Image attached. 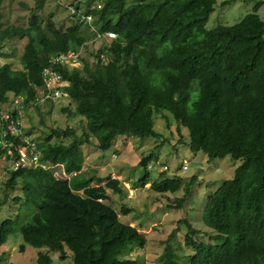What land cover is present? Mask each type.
<instances>
[{
	"label": "trees",
	"instance_id": "obj_1",
	"mask_svg": "<svg viewBox=\"0 0 264 264\" xmlns=\"http://www.w3.org/2000/svg\"><path fill=\"white\" fill-rule=\"evenodd\" d=\"M31 1L27 24L0 29V54L5 40L28 38L23 67L15 69L12 63L0 67V111L19 115L14 105L2 108L11 102L10 94L23 97L28 106L37 101L45 84L44 70L53 57L87 51L88 36L110 41L97 50L92 64L82 58V68L56 65L63 77L64 97L74 105V110L68 105L63 111L84 117L86 129L78 136L71 127L53 128L43 139H36L46 167H23L2 180L5 200L17 187L22 192L14 197L19 211L0 223V246L19 231L25 243L46 246L59 252L62 260L68 259L70 251L74 264H144L123 252L144 247L147 233L122 222L121 213L107 203L108 189L126 191L123 182L86 169L82 146L97 142V147L107 150L121 135L159 138L154 114L167 110L180 132L181 126L189 130L188 145L193 151H203L210 159L230 155L242 160L234 178L210 196L203 219L213 231L211 240H201L200 230L184 221L188 228L185 244L192 250L185 258L190 264H264V21L258 14L260 3L238 23L207 30L216 0H72L94 20L65 28L56 24L53 13L46 16L48 0ZM97 4L101 7L91 9ZM54 102L33 107L40 111ZM2 129L0 125V137ZM65 138L71 141L66 143ZM0 154L7 155L3 149ZM154 157L151 153L141 161L145 168L142 185L150 181L148 164ZM57 165L69 178L55 176ZM160 172L162 179L151 184L158 193H175L184 186L188 194L196 181L193 178L183 185L181 176ZM184 200L173 202L181 207ZM180 259L170 247L163 262L182 264ZM37 263L53 264V258L39 253Z\"/></svg>",
	"mask_w": 264,
	"mask_h": 264
},
{
	"label": "rangeland",
	"instance_id": "obj_2",
	"mask_svg": "<svg viewBox=\"0 0 264 264\" xmlns=\"http://www.w3.org/2000/svg\"><path fill=\"white\" fill-rule=\"evenodd\" d=\"M88 1V0H84ZM215 11L211 14L205 28L212 30L219 25H234L246 15L255 11L260 3L258 14L264 21V0H216ZM73 4L72 0H48L44 7L46 16L54 14V20L59 27H67L71 24H79L68 9ZM24 4H28L26 7ZM31 0H0V29L12 24L25 25L31 16ZM44 14V13H43ZM87 37V51L68 52L62 54L78 53L76 60L70 58L65 64L82 68V58L90 64L94 63L97 50L109 43L110 39L103 37L94 40ZM28 38H13L5 40L2 54H0V67L5 63H12L15 69L23 67L21 58L25 50ZM82 52V54H81ZM61 55V54H60ZM11 102L3 105V109H11L18 105L23 113L24 127L32 133L34 139H43L53 128L71 127L78 136L86 129V119L79 115H71L63 111V107L73 103L68 97L59 98L54 104H46L39 111L35 107L23 102V97H15L10 94ZM154 129L162 136L140 137L135 135L118 136L112 146L107 150L97 147V142L82 146L86 169H94L99 176L112 175L119 178L126 191L120 194L108 189L109 199L107 203L112 205L120 214L121 221L136 226L140 231L147 233L148 242L144 247L134 246L131 257L137 258L144 264H164L170 247L181 257L182 264H190L185 256L192 253L191 248L185 244L187 226L185 220L200 230L199 237L209 242L213 231L204 223V212L210 200V196L222 186V184L235 176L237 167L242 160H235L230 155L223 158L210 159L203 151H193L188 145L189 130L181 126L173 115L163 110L154 114ZM183 135V137H182ZM95 138H97L95 136ZM182 140V141H181ZM57 141L56 138L53 142ZM69 143L71 138L63 139ZM95 141V139H94ZM153 153L155 157L148 164L150 181L142 185L145 168L141 165L144 157ZM5 155L0 154V183L3 179L2 165L6 164ZM184 159L188 161V169L183 170ZM168 167L169 169H166ZM166 171L168 177L179 175L184 184L196 178L190 192L186 194L184 186L177 192L158 193L151 188L153 181L162 179L160 171ZM53 172L58 178H69L60 165L53 167ZM22 189L17 187L9 192V198L4 199V190H0V223L7 217H12L19 211V203L14 199L16 194H21ZM185 198L181 207H176L177 198ZM174 203L175 207H170ZM127 208L129 212L123 213ZM12 215V216H11ZM25 215V213L23 214ZM25 244L22 251L21 246ZM39 253H48L53 258V264H74L71 253L66 260L60 259L59 252L52 251L46 246L35 247L25 243L22 234L17 231L11 234L7 241L0 246V264H38Z\"/></svg>",
	"mask_w": 264,
	"mask_h": 264
},
{
	"label": "built area",
	"instance_id": "obj_3",
	"mask_svg": "<svg viewBox=\"0 0 264 264\" xmlns=\"http://www.w3.org/2000/svg\"><path fill=\"white\" fill-rule=\"evenodd\" d=\"M71 16L77 21L84 23H92L93 16L91 14L83 13L82 10L77 9L75 3L68 5ZM95 7H101L100 4L92 5L91 9ZM111 37H115L116 34H108ZM101 35L99 34L98 37ZM78 53L71 56V54H61L53 57L51 64L47 66L43 73L44 85L39 89V98L37 101H32L30 104L37 105L38 103H44L46 101H57L59 98L64 97L66 94L62 91L61 86L63 85L62 74L56 69V65L67 62L70 58L76 60ZM25 102V101H23ZM18 109V116L13 114L8 110L0 111V125L3 126L2 135L0 137V149L6 151L5 155L6 166L3 170V179H6L8 172L16 171L23 167H37L46 165L41 161V153L38 149V144L36 139L32 137V134H28L27 129H25L23 124V113L19 106L16 105ZM22 116V117H21ZM7 124V127L4 125ZM9 135V136H8ZM11 135L16 137L11 138ZM19 141L18 143H16ZM2 165V166H3ZM166 168V167H165ZM183 170L188 169V161L184 159L182 164ZM168 169V167L166 168Z\"/></svg>",
	"mask_w": 264,
	"mask_h": 264
}]
</instances>
